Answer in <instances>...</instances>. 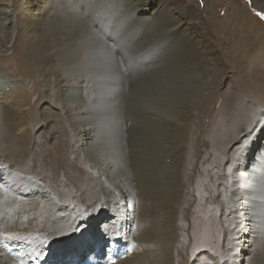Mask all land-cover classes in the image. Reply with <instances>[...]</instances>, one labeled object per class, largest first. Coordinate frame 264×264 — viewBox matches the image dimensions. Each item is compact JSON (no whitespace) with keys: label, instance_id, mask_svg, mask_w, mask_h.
Segmentation results:
<instances>
[{"label":"bare ground","instance_id":"bare-ground-1","mask_svg":"<svg viewBox=\"0 0 264 264\" xmlns=\"http://www.w3.org/2000/svg\"><path fill=\"white\" fill-rule=\"evenodd\" d=\"M87 1L71 4V0H21L17 25L20 49L38 79L46 108L62 117L63 134L55 146L44 148L36 136L37 117L16 99L13 88L0 76V264H53V257L59 259L57 264H71L78 257L83 259L78 264H107L108 259L115 264H194L191 250L198 252L200 242L213 244L217 236L224 248L220 254L217 250L206 253L208 264H257V259L264 264V131L253 123L243 134L246 144L228 159L225 192H220L222 223L216 226L211 220L207 228L203 223L194 225V200L188 197L186 182L191 176V155L199 152L202 139L195 144L189 132L180 148L167 153V160L163 159L165 170L156 184L146 179L137 159L130 160L126 137L118 134L120 123L110 133L106 130L105 140L100 141L96 116L101 108L89 105L84 98L87 89L97 86L90 74L119 72L122 68L113 46L97 35L81 15ZM106 2L101 0V4ZM139 2L142 13L137 17L142 20H146L148 10L150 16L159 8L160 14L166 13L167 30L159 46L162 52L163 47H167V53L173 51L162 53L156 66L167 68V78H179L182 68L190 66L174 55L187 50V45L171 48L167 44L169 32L177 33L178 39L186 38L194 47L201 70L218 72L226 65L204 12L189 7L185 0ZM110 3L103 10L89 6L93 10L89 14L103 12L106 23L102 26L114 39L128 34L138 21L121 12L120 2L108 6ZM15 24V15L0 13V55L12 43L13 37L6 42ZM215 27L221 32L224 24ZM255 31L261 66L264 25H256ZM117 41L121 55L130 53L125 66L134 76L139 75V69L134 70L142 59L132 56L127 40ZM259 65L257 70L264 73ZM118 75L126 80L121 71ZM117 100V91L105 87L98 105L112 109ZM259 115L264 117L263 113ZM194 119L192 115L186 121L189 131H193ZM51 124L47 121L42 129ZM54 138L49 134L46 141ZM69 246L73 248L70 252L66 251ZM60 257L72 260L64 262Z\"/></svg>","mask_w":264,"mask_h":264},{"label":"rangeland","instance_id":"rangeland-1","mask_svg":"<svg viewBox=\"0 0 264 264\" xmlns=\"http://www.w3.org/2000/svg\"><path fill=\"white\" fill-rule=\"evenodd\" d=\"M139 1L107 0L106 4H101V0H88L86 5L82 4L81 15L89 26L95 29L97 35L108 40L107 42L113 46L122 68L119 72L114 70L113 73L102 74L101 71L90 74L93 85L97 86L87 89L84 98L89 105L101 108L99 116H96V121L99 123L100 141H104L108 132L110 133L116 126L118 127L117 123H120L122 129L118 127V134L126 137V150L130 153V160L137 159L136 164L141 165L144 173L147 174L146 179H152L154 184L159 182L165 170L164 160L167 153H174L180 148V144L188 137L189 132L192 133L191 138L195 144L202 139L204 143L201 149H198L199 152L193 151L191 155V176L186 182L188 197L194 200L192 223L194 225L203 223V228H207L210 221L214 220L217 226L222 223L220 192L223 194L225 192L223 179L229 172L228 159L239 153L246 144L243 134L250 130L253 123L258 124L261 132L264 131V117H259V114H264V73L257 70L259 63L254 40V36L257 35L256 25H264V0H185L189 7L205 13L204 17L209 23L208 27L214 37H217L218 49L226 65L219 68L218 72L201 70L195 61L194 47L186 38V40L184 37L178 39L177 33L169 32L167 44L171 48L173 45L177 47L178 44L183 47L187 45V50H180V53L174 50L177 52L175 54L173 52L175 56L184 58V62L190 63V66L186 64L188 67L182 68L183 74L179 78L178 76L167 78V68L156 66L160 57L163 58L162 53L168 55L173 51L170 50L171 52L167 53V47H163L162 52L159 46L164 41L165 36L163 35L167 30L166 13L160 14L159 8L156 15L150 16L148 10V14H145L146 20H142L137 17L142 13ZM90 2H95L96 5L92 4V6ZM109 2L111 3L108 6L120 2L121 12L130 14V18L135 17L138 21L128 34L116 35L114 37L116 40L111 38L102 26V23H106L103 12L89 14V11H93L91 8L96 7L97 10H103ZM70 3L74 4L75 0H71ZM21 6V0H0V13L15 15L17 20L16 27L11 28L8 33L9 39L6 42L9 43L13 37L12 43L7 44V52L0 55V76L13 88V95L16 99L24 104L28 112H33L32 114L37 117L36 136L44 148H50L59 142L58 139L63 134V126L60 122L62 117L56 111L46 108L45 95L37 86L39 85L38 79L23 55L22 48L20 49L21 36L18 34L17 25L21 18ZM62 8L66 10L67 6L64 5ZM243 9L246 12H240ZM211 10L215 12L213 17ZM73 11L76 12V9L74 8ZM159 15H161L160 19H158ZM158 24L160 25L159 30ZM222 24H224V29L216 32L215 25L221 27ZM124 39L131 46L132 56L142 59L139 67L134 70L139 69L137 76H134V72L124 63L130 53L125 51L122 55L120 54L117 40L124 41ZM260 67L264 68V65ZM120 71L126 80L122 81L119 78ZM179 73L177 71L176 75ZM105 87L109 90H116L118 94L117 104L112 109H105L106 111L98 105ZM78 94H80L79 91ZM191 114L195 117L193 120L195 123L191 124L193 131H189L186 127V121L192 116ZM47 121L52 122L51 126L42 129ZM49 134L55 136L51 142L46 141ZM195 227H192L193 230ZM192 233L195 235L194 231ZM210 245L200 242L199 247L201 248L198 252L191 250L190 259L195 262L194 264H208L206 253L212 254L216 250L219 254L222 253L224 246L218 236L212 246ZM105 246L108 247L109 244ZM71 248H66V251L70 252L73 249ZM53 258L50 263L57 264L59 259ZM60 260L69 262L72 259L60 257ZM81 260L83 259L78 257L71 264H78ZM256 261L257 264L262 262L261 259ZM107 264H115V262L108 259Z\"/></svg>","mask_w":264,"mask_h":264}]
</instances>
